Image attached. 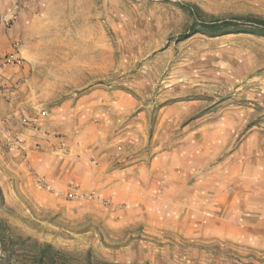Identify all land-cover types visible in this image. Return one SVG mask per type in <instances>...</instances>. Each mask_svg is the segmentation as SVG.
Wrapping results in <instances>:
<instances>
[{
  "label": "rangeland",
  "instance_id": "rangeland-1",
  "mask_svg": "<svg viewBox=\"0 0 264 264\" xmlns=\"http://www.w3.org/2000/svg\"><path fill=\"white\" fill-rule=\"evenodd\" d=\"M246 19L264 0H0V264H264Z\"/></svg>",
  "mask_w": 264,
  "mask_h": 264
},
{
  "label": "trees",
  "instance_id": "trees-1",
  "mask_svg": "<svg viewBox=\"0 0 264 264\" xmlns=\"http://www.w3.org/2000/svg\"><path fill=\"white\" fill-rule=\"evenodd\" d=\"M238 22L240 21H214L212 23L202 24V28L207 29L212 32L220 33V34L239 33L242 31H240V29L237 28V26L240 24ZM241 22L250 24V26H252L254 30L252 31L254 34H257V33L264 34V21L246 19V21H241ZM227 28H236V29L229 30ZM7 230H8L7 227H4V226H2V228L0 227V243L1 244L2 242L8 240L9 236H11ZM45 249L51 250L49 246H46ZM2 251L5 252L4 249H2ZM53 255H54L53 256L54 258L47 259V263L54 264L55 260H62V259L68 260V258L61 253L55 252L53 253ZM43 260H44L43 258L42 259L40 258L39 264H43L42 263L44 262ZM87 264H92V263L88 262Z\"/></svg>",
  "mask_w": 264,
  "mask_h": 264
},
{
  "label": "built area",
  "instance_id": "built-area-1",
  "mask_svg": "<svg viewBox=\"0 0 264 264\" xmlns=\"http://www.w3.org/2000/svg\"><path fill=\"white\" fill-rule=\"evenodd\" d=\"M10 23V21H0V26L4 25L7 26ZM14 48H16V45H14ZM21 64V59L17 55V51L13 49V51L6 53V54H0V79L4 76L5 69L7 67L11 66H18Z\"/></svg>",
  "mask_w": 264,
  "mask_h": 264
},
{
  "label": "crops",
  "instance_id": "crops-1",
  "mask_svg": "<svg viewBox=\"0 0 264 264\" xmlns=\"http://www.w3.org/2000/svg\"><path fill=\"white\" fill-rule=\"evenodd\" d=\"M3 38H4V36H3ZM3 38H1V42H0V43H3V42H2ZM5 38H6V37H5ZM4 44H5V43H4ZM5 45H6V44H5ZM1 46H2V45L0 44V48H1ZM5 48H6V47H5ZM9 49H10V48H9ZM3 50H4V49H3ZM0 54H5V53H4V51H1V50H0Z\"/></svg>",
  "mask_w": 264,
  "mask_h": 264
}]
</instances>
